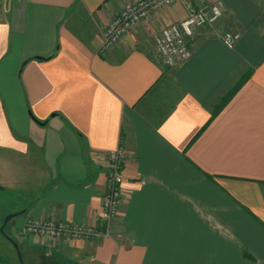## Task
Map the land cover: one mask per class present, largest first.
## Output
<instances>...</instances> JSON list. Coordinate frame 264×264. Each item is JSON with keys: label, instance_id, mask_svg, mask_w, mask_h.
Listing matches in <instances>:
<instances>
[{"label": "crops", "instance_id": "obj_1", "mask_svg": "<svg viewBox=\"0 0 264 264\" xmlns=\"http://www.w3.org/2000/svg\"><path fill=\"white\" fill-rule=\"evenodd\" d=\"M134 1L2 0L0 199L20 216L5 240L36 264H264V0H219L173 66L153 34L217 0H175L105 48ZM119 147L109 236L21 234L30 218L96 223Z\"/></svg>", "mask_w": 264, "mask_h": 264}, {"label": "built area", "instance_id": "obj_2", "mask_svg": "<svg viewBox=\"0 0 264 264\" xmlns=\"http://www.w3.org/2000/svg\"><path fill=\"white\" fill-rule=\"evenodd\" d=\"M175 0H135L117 14L107 26L104 47H110L125 36L136 24L147 20L151 14L172 4ZM221 1H212L202 7L191 8L187 16L173 22L152 37L155 55L167 66H173L189 58V43L195 29L214 24L222 16ZM224 43L233 48L239 38L237 33L227 31L223 34ZM107 168L106 191L101 200V211L96 223L73 224L54 220L35 219L30 221L25 231L37 236L50 235L61 238H94L109 236L113 220L119 214L123 199L125 151L119 147L102 156Z\"/></svg>", "mask_w": 264, "mask_h": 264}, {"label": "rangeland", "instance_id": "obj_3", "mask_svg": "<svg viewBox=\"0 0 264 264\" xmlns=\"http://www.w3.org/2000/svg\"><path fill=\"white\" fill-rule=\"evenodd\" d=\"M0 1H1L0 7H3V2H2V0H0ZM0 200H2V199H0ZM5 205L6 204H4V202L2 200V202L0 203V262H4L5 264H21L20 262H18V260L13 258V256L15 255V251H17L16 247H13L12 245H10L7 242V240H5V236L6 237H9V236L14 237V233H12L13 232L12 225L16 220L17 221L20 220V216H15L13 218L14 220L10 219L11 221L9 220L7 225L6 224L4 225L5 218L9 214H11V213H8V211L6 210L8 207H5ZM17 210H19V209L17 208ZM35 219L41 220V218H30L23 225V227L20 230V232L23 236H30V235L33 237L37 236L34 233H30V232L25 231V229L28 226V224L30 223V221L35 220ZM43 220H47V219H43ZM48 220L51 221L52 219H48ZM2 227H4L3 232H1ZM110 230H112V227ZM15 233H16V231H15ZM40 237H51V238H55V239L57 238V237H53L50 235H40ZM61 238H68V237H61ZM14 243L16 244V241H14ZM7 249L10 251V253H12V255H13L12 257L9 256ZM33 259L35 260V257H33ZM37 259H38L39 264H69L68 261L66 262V260L63 257H61L58 253H54V255H52L50 257L45 256L43 259L40 258L42 261H40L39 258H37ZM24 263L25 264H36V262H33L31 260L29 262L27 259H26V261L24 260Z\"/></svg>", "mask_w": 264, "mask_h": 264}, {"label": "water", "instance_id": "obj_4", "mask_svg": "<svg viewBox=\"0 0 264 264\" xmlns=\"http://www.w3.org/2000/svg\"><path fill=\"white\" fill-rule=\"evenodd\" d=\"M16 213H11V214H9L6 218H5V221H4V225L5 224H7V222L15 215ZM4 231V227H2L1 228V232H3ZM11 241H13V243H14V240L13 239H11V238H9ZM14 245H15V247H16V249H17V251H18V254H19V257H20V261H21V264H25L24 263V261H23V258H22V256H21V252H20V250H19V247H18V245H17V243L15 244L14 243Z\"/></svg>", "mask_w": 264, "mask_h": 264}]
</instances>
